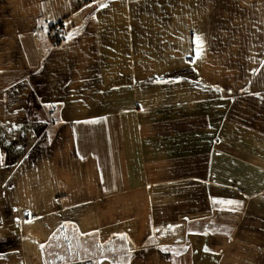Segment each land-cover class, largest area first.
<instances>
[{"label": "crops", "instance_id": "crops-1", "mask_svg": "<svg viewBox=\"0 0 264 264\" xmlns=\"http://www.w3.org/2000/svg\"><path fill=\"white\" fill-rule=\"evenodd\" d=\"M0 264H264V0H0Z\"/></svg>", "mask_w": 264, "mask_h": 264}, {"label": "snow or ice", "instance_id": "snow-or-ice-1", "mask_svg": "<svg viewBox=\"0 0 264 264\" xmlns=\"http://www.w3.org/2000/svg\"><path fill=\"white\" fill-rule=\"evenodd\" d=\"M104 5L101 4V7H103ZM199 43V40L197 41ZM227 203L229 204H239L240 202L239 201H228Z\"/></svg>", "mask_w": 264, "mask_h": 264}, {"label": "trees", "instance_id": "trees-1", "mask_svg": "<svg viewBox=\"0 0 264 264\" xmlns=\"http://www.w3.org/2000/svg\"><path fill=\"white\" fill-rule=\"evenodd\" d=\"M53 33H54V32H53ZM58 41H59V40H58L57 38H56V39H53V43H54V44H57Z\"/></svg>", "mask_w": 264, "mask_h": 264}]
</instances>
